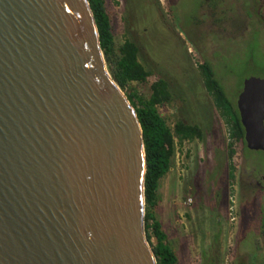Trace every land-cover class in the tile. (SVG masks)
<instances>
[{"label":"water","instance_id":"obj_1","mask_svg":"<svg viewBox=\"0 0 264 264\" xmlns=\"http://www.w3.org/2000/svg\"><path fill=\"white\" fill-rule=\"evenodd\" d=\"M264 151V79L236 97ZM145 152L88 0H0V264H157Z\"/></svg>","mask_w":264,"mask_h":264},{"label":"rangeland","instance_id":"obj_2","mask_svg":"<svg viewBox=\"0 0 264 264\" xmlns=\"http://www.w3.org/2000/svg\"><path fill=\"white\" fill-rule=\"evenodd\" d=\"M260 3L104 0L115 47L133 41L139 62L149 71L145 82H131L124 94L147 98L151 84L163 78L170 99L158 106V112L166 124L172 128L182 121L203 129L202 140L175 145L170 169L156 191L154 214L176 264H207L210 256L214 264H264V237L257 233L264 220V191L243 190L245 175L238 180L244 167L255 166L264 173V151L246 152L240 143H233L235 153L227 161L226 125L198 70L208 60L231 97L244 78L264 79V4L258 7ZM252 12L256 15L251 19ZM229 162L234 178L222 181ZM213 169L217 175L211 179Z\"/></svg>","mask_w":264,"mask_h":264},{"label":"trees","instance_id":"obj_3","mask_svg":"<svg viewBox=\"0 0 264 264\" xmlns=\"http://www.w3.org/2000/svg\"><path fill=\"white\" fill-rule=\"evenodd\" d=\"M88 1L96 23L100 47L113 80L121 90H125L131 82H145L149 71L138 60L139 48L137 44L131 40H125L121 45L115 47L104 0ZM261 2L264 4V0H261ZM262 4L260 3L258 7H262ZM252 15H256L255 12L249 13L248 17L251 18ZM249 59L250 55H248ZM249 61V64H251L252 61ZM198 70L207 93L212 98L214 106L220 112L226 125L228 139L227 161H230L235 153L233 143H240L246 152L249 151L245 145L244 128L240 122L236 107V97L242 87V82L231 97L216 76L214 68L208 60L202 61L198 65ZM125 95L135 109L143 135L146 164L143 191L146 238L152 247L157 264H176V255L166 240V234L160 221L154 214V209L158 203V192L156 191L159 180L170 169L175 154V145L177 143L181 145L184 141L202 140L204 136L203 129L197 124L184 123L182 121L175 122L172 128L166 124L158 112V106L165 104L170 99L168 82L163 78H159L151 84V94L147 98L132 93H125ZM225 168L226 172L220 179L224 181L226 178L230 181L234 178V166L229 162L228 165H225ZM216 172L213 169L210 174L211 179L215 178ZM256 230L258 231V228ZM259 231L260 233H257L264 237V220L260 222ZM152 237L154 238V243L151 242ZM254 256L255 252H252V260ZM215 262L216 260L212 256L206 260L207 264H214Z\"/></svg>","mask_w":264,"mask_h":264},{"label":"flooded vegetation","instance_id":"obj_4","mask_svg":"<svg viewBox=\"0 0 264 264\" xmlns=\"http://www.w3.org/2000/svg\"><path fill=\"white\" fill-rule=\"evenodd\" d=\"M218 21L223 22V19L220 18ZM241 89H242V87H241ZM241 89H240V91H241ZM240 91H239V93H240ZM260 171L261 170L257 169L255 166L244 167V168H242L240 170V175L238 176V180L241 182L243 175H245V177H246V179H245V181L243 183L245 186L242 187L243 190H246V189L250 188L249 191L250 190L253 191V188H255L254 190L264 191V185H263L264 184L263 183V181H264V173H262ZM257 175H260L259 179L256 178Z\"/></svg>","mask_w":264,"mask_h":264}]
</instances>
